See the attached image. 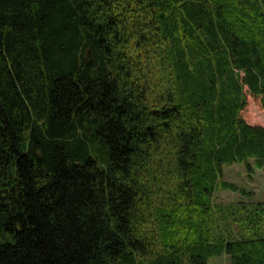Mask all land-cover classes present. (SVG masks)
<instances>
[{"label": "trees", "instance_id": "16d2710c", "mask_svg": "<svg viewBox=\"0 0 264 264\" xmlns=\"http://www.w3.org/2000/svg\"><path fill=\"white\" fill-rule=\"evenodd\" d=\"M249 99L264 0H0V264H264V202L216 231Z\"/></svg>", "mask_w": 264, "mask_h": 264}, {"label": "rangeland", "instance_id": "374dc122", "mask_svg": "<svg viewBox=\"0 0 264 264\" xmlns=\"http://www.w3.org/2000/svg\"><path fill=\"white\" fill-rule=\"evenodd\" d=\"M243 116L250 124L264 126V110L259 100L249 99ZM224 180L244 189L246 193V195H241L219 189L214 195L215 205L218 207L217 210H220L217 214V234L235 239L241 236L245 228L249 227L239 220L242 216L238 215L235 207L246 205L252 209L257 203L264 202V174L256 169L250 171L246 164H235L224 167ZM223 212L229 215L228 220ZM208 264H230V261L228 256L223 255L211 258Z\"/></svg>", "mask_w": 264, "mask_h": 264}]
</instances>
